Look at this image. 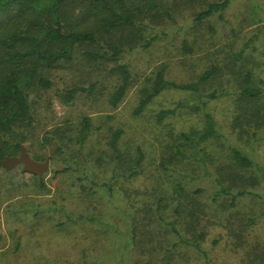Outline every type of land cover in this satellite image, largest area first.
<instances>
[{
    "label": "rangeland",
    "instance_id": "rangeland-1",
    "mask_svg": "<svg viewBox=\"0 0 264 264\" xmlns=\"http://www.w3.org/2000/svg\"><path fill=\"white\" fill-rule=\"evenodd\" d=\"M212 1L223 0L166 1L170 17L144 19L152 40L119 52L130 82L115 108L108 99L120 82L116 64L84 57L85 47L44 74L49 87L31 89L34 120L21 145L49 169L37 178L21 165L0 166V264H138L141 247L161 254L177 241L165 225L173 219L188 241L205 232L209 264H264V91L254 100L241 93L264 89V0H229L198 20ZM158 71L197 91L167 87L135 113ZM71 87L86 91L66 101ZM161 111L168 113L158 120ZM208 116L214 134L203 137ZM83 117L90 129L80 144ZM232 147L254 165L236 163ZM218 181L227 194L217 193ZM242 190L254 195L231 204ZM173 251L165 255L170 264H204L190 246Z\"/></svg>",
    "mask_w": 264,
    "mask_h": 264
},
{
    "label": "trees",
    "instance_id": "trees-1",
    "mask_svg": "<svg viewBox=\"0 0 264 264\" xmlns=\"http://www.w3.org/2000/svg\"><path fill=\"white\" fill-rule=\"evenodd\" d=\"M166 1L170 2V0H0V160L11 155L13 151L19 152L24 133L32 125L34 118L29 100L31 89L49 87L50 81L44 74L62 62H71L75 50L79 47L86 48L83 56L88 59H104L116 64L114 70L119 73L120 82L108 99L109 105L115 108L130 82L127 67L118 63L119 52L126 45L129 49L137 46L146 48L150 45L152 38L145 39L143 35L148 27L144 19L157 20L163 14L170 17V6L165 5ZM171 1L192 4L194 0ZM228 4L229 0L209 2L205 8L197 12L196 18L201 20L211 14L220 13ZM95 47L101 50L93 51ZM186 50L190 51L189 48ZM209 74L206 72L199 81L207 78ZM167 87L197 91V85H177L166 80L163 72L158 71L150 87L141 90L134 112L142 111L153 97ZM79 91L86 89L71 87L66 89L63 97L66 101H71ZM263 91V87L255 86L246 87L241 93L254 100L262 97ZM167 113L168 111L159 112L157 119L161 120ZM258 118L264 121V113L258 115ZM89 121V117L80 120L78 129L80 144L84 142L89 132ZM210 134H214V124L208 116V124L202 136ZM118 136L119 132H115L111 141V147L115 151ZM230 151L240 166L248 168L254 165L242 150L232 147ZM217 183L220 186L217 193L227 194L222 183L219 181ZM245 194L254 195L250 191H237L231 194V204L238 196ZM254 219L248 217L246 225L253 223ZM176 221L173 219L165 222V225L175 235L177 241L168 248L160 247L161 254L160 251L156 252L158 247L152 244L145 250L141 247L138 264H170L168 263L171 261L170 258L167 260L165 255L167 253L172 255L173 249L179 245L190 246L201 255L204 264H209L208 254L200 243L206 235L205 232L201 231L196 236L197 240L188 241L183 237ZM137 240L138 233L134 227L130 240L132 249L137 248ZM245 243L248 244L247 239ZM251 250L252 248L245 246L246 256H252ZM85 257L84 254L83 258ZM249 264H255L253 259H249Z\"/></svg>",
    "mask_w": 264,
    "mask_h": 264
},
{
    "label": "water",
    "instance_id": "water-1",
    "mask_svg": "<svg viewBox=\"0 0 264 264\" xmlns=\"http://www.w3.org/2000/svg\"><path fill=\"white\" fill-rule=\"evenodd\" d=\"M17 165H21V170L28 174L41 177L44 172L49 169L47 161L39 162L32 159L26 149L20 145L18 156H4L0 160V166L5 169H11Z\"/></svg>",
    "mask_w": 264,
    "mask_h": 264
}]
</instances>
